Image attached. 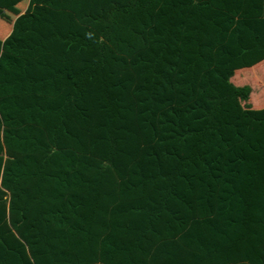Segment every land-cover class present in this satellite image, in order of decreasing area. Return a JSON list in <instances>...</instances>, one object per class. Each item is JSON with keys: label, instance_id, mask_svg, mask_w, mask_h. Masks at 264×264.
<instances>
[{"label": "trees", "instance_id": "16d2710c", "mask_svg": "<svg viewBox=\"0 0 264 264\" xmlns=\"http://www.w3.org/2000/svg\"><path fill=\"white\" fill-rule=\"evenodd\" d=\"M27 8L0 39V264H264V0Z\"/></svg>", "mask_w": 264, "mask_h": 264}, {"label": "crops", "instance_id": "0c3cea01", "mask_svg": "<svg viewBox=\"0 0 264 264\" xmlns=\"http://www.w3.org/2000/svg\"><path fill=\"white\" fill-rule=\"evenodd\" d=\"M28 3L29 0H0V8L3 9L2 12L7 11L6 14H8L11 19L9 24L2 20L3 22L0 24V39L5 40L11 34L15 20L28 9ZM246 79L249 80L248 76ZM251 85L254 86L255 84L252 82ZM255 106L256 105H250L251 108H255Z\"/></svg>", "mask_w": 264, "mask_h": 264}, {"label": "rangeland", "instance_id": "374dc122", "mask_svg": "<svg viewBox=\"0 0 264 264\" xmlns=\"http://www.w3.org/2000/svg\"><path fill=\"white\" fill-rule=\"evenodd\" d=\"M25 1V0H24ZM8 15V14H7ZM6 24V23H5ZM264 69V67H263ZM248 74V73H247ZM246 74V75H247ZM241 75V74H240ZM248 78H250L248 76ZM248 83L251 85V83L253 82V84H255L254 86H251L252 88H255V89H258L261 93H262V98L258 101V104H259V108H260V105H264V78L262 80H256V81H249L247 80ZM264 107V106H263Z\"/></svg>", "mask_w": 264, "mask_h": 264}]
</instances>
